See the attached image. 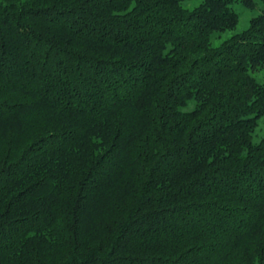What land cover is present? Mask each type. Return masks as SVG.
I'll list each match as a JSON object with an SVG mask.
<instances>
[{
	"label": "trees",
	"instance_id": "trees-1",
	"mask_svg": "<svg viewBox=\"0 0 264 264\" xmlns=\"http://www.w3.org/2000/svg\"><path fill=\"white\" fill-rule=\"evenodd\" d=\"M184 1L0 0V264H264V8Z\"/></svg>",
	"mask_w": 264,
	"mask_h": 264
},
{
	"label": "rangeland",
	"instance_id": "rangeland-1",
	"mask_svg": "<svg viewBox=\"0 0 264 264\" xmlns=\"http://www.w3.org/2000/svg\"><path fill=\"white\" fill-rule=\"evenodd\" d=\"M201 0H186L183 2V5L188 8L192 9L199 5ZM233 9L237 12L238 14V22L237 24L231 28L227 29L225 31L215 33L212 37V44L218 45L225 39L229 38L233 34L239 33L246 29L248 27L249 21L253 16H256L259 14L264 8V4L260 1L257 2V5L255 8L250 9L245 7L240 0H233V3L231 4ZM252 74L257 78L259 81L264 80V63L255 71L252 72ZM191 106L188 105L186 108L189 109ZM264 132V115L261 116L258 119V125L255 131V139H259Z\"/></svg>",
	"mask_w": 264,
	"mask_h": 264
}]
</instances>
